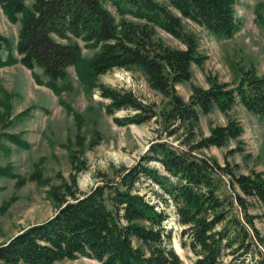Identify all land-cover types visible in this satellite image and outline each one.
<instances>
[{"label":"trees","instance_id":"1","mask_svg":"<svg viewBox=\"0 0 264 264\" xmlns=\"http://www.w3.org/2000/svg\"><path fill=\"white\" fill-rule=\"evenodd\" d=\"M32 1L30 10L26 0H0L9 21L21 22L16 45L0 33V68L17 63L31 71L40 68L57 94L58 82L67 77L70 67L78 69L88 91L98 88L97 79L110 71L139 68L168 105L157 112L156 105L145 104L132 92L100 85L107 114L132 113L115 117L118 126L154 121L160 126L157 138L134 166L98 173L97 185L88 193L74 190L75 183L55 188V215L0 246V264H54L80 257L100 264H184L167 227L170 206L184 227L183 246L196 256L194 264H237L238 248L251 249L254 239L264 244L256 226L257 220H264L263 174H238L237 166H221L204 155L205 149L222 148L242 136V127L229 123L216 127L208 137L200 129L202 114L214 109L228 112L238 104L264 120V74L251 67L236 86L209 77V88H195L189 102L177 90L192 79L193 65L201 67L207 60L197 38L185 32L182 19L231 38L241 28L235 16L238 0ZM159 30L185 48L166 45ZM84 46L99 49L85 67ZM14 139L26 145L9 136ZM225 177L230 179L233 201L218 194ZM148 187L155 200L148 198ZM233 202L242 219L230 216L227 205L233 207ZM255 208L262 213H252ZM227 256L233 259L226 261Z\"/></svg>","mask_w":264,"mask_h":264},{"label":"rangeland","instance_id":"2","mask_svg":"<svg viewBox=\"0 0 264 264\" xmlns=\"http://www.w3.org/2000/svg\"><path fill=\"white\" fill-rule=\"evenodd\" d=\"M156 1L167 3V0ZM26 5L33 10L32 0H26ZM112 13L119 19L114 10ZM235 16L241 28L231 38L216 36L193 21L182 19L185 32L197 38L199 51L207 56L203 66L193 65L192 79L177 87L185 102L190 101L195 88H209V77L222 83H236L233 84L236 86L243 71L251 67L264 74V0H238ZM22 18L19 15V20ZM20 29L21 22H10L0 7V33L16 45ZM159 35L166 45L185 48L161 30ZM98 51L84 46V67ZM14 54L19 58L16 50ZM77 70L68 69L67 77L58 82L61 92L57 94L48 86L49 80L40 68L31 71L21 63L0 68V246L55 215L58 210L53 195L55 188L74 187L75 183L74 190L88 193L97 185L98 173H108L122 165L134 166L157 138L160 126L154 121L140 126H118L114 118L132 114L131 111L114 116L107 114V101L98 89L105 85L132 92L145 104L156 105V111L160 112L167 107L168 99L151 88L145 72L139 68L115 69L100 76L96 82L98 88L88 91ZM233 122L242 127L243 135L231 139L222 148L205 149L204 155L221 166H237L238 174L261 173L264 177V120L238 104L228 112L214 109L208 115L202 114L200 129L208 137L216 127ZM10 135L17 136L26 145H18L15 139L10 141ZM170 142L178 146L175 139ZM229 180L225 177L218 191L225 201L234 198ZM147 190L148 198L155 200L151 188ZM233 203V207L227 205L230 216L242 219L240 207ZM168 212L171 218L167 227L174 234L173 247L184 264H194L196 256L189 247L183 246L184 227L179 224L174 207L170 206ZM252 213L260 214L262 210L255 208ZM256 226L264 239V220H257ZM253 241L249 250L235 245L237 264H264V244L258 239ZM232 259L233 256L225 258ZM54 264L100 263L80 257Z\"/></svg>","mask_w":264,"mask_h":264},{"label":"bare ground","instance_id":"3","mask_svg":"<svg viewBox=\"0 0 264 264\" xmlns=\"http://www.w3.org/2000/svg\"><path fill=\"white\" fill-rule=\"evenodd\" d=\"M179 251H181V250L179 249Z\"/></svg>","mask_w":264,"mask_h":264}]
</instances>
